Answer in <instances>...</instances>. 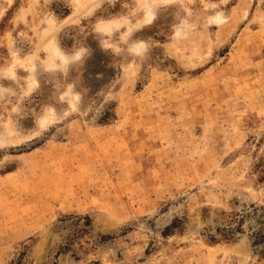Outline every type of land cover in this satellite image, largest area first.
<instances>
[{
	"label": "rangeland",
	"instance_id": "rangeland-1",
	"mask_svg": "<svg viewBox=\"0 0 264 264\" xmlns=\"http://www.w3.org/2000/svg\"><path fill=\"white\" fill-rule=\"evenodd\" d=\"M0 264H264V0H0Z\"/></svg>",
	"mask_w": 264,
	"mask_h": 264
}]
</instances>
